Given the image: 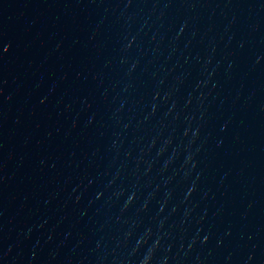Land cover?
I'll use <instances>...</instances> for the list:
<instances>
[{
    "label": "water",
    "instance_id": "95a60500",
    "mask_svg": "<svg viewBox=\"0 0 264 264\" xmlns=\"http://www.w3.org/2000/svg\"><path fill=\"white\" fill-rule=\"evenodd\" d=\"M2 264H264V0H0Z\"/></svg>",
    "mask_w": 264,
    "mask_h": 264
}]
</instances>
